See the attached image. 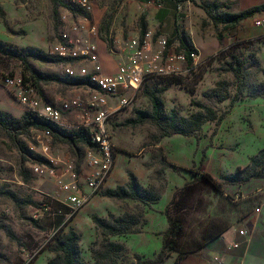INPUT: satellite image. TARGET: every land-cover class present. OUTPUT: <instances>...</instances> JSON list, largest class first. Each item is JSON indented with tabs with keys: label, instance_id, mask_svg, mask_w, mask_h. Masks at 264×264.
Returning <instances> with one entry per match:
<instances>
[{
	"label": "rangeland",
	"instance_id": "374dc122",
	"mask_svg": "<svg viewBox=\"0 0 264 264\" xmlns=\"http://www.w3.org/2000/svg\"><path fill=\"white\" fill-rule=\"evenodd\" d=\"M0 6L3 11V17L0 16V40L13 49L33 46L50 54L59 30L58 17L52 14L51 0H0ZM200 26L206 28L212 25L202 21ZM243 27L240 26L241 29ZM215 31L218 29L215 28ZM230 53L236 54L242 63L245 81L243 97L233 103L230 99L222 102L207 100L204 92L220 80L228 82L231 95L236 91L234 76L226 69L227 62L231 60ZM198 60L199 63L184 75L148 79L137 90L132 102L109 118L116 141L114 155L121 151L131 156L134 160L132 167L136 170L142 165V171L149 169V185L159 188L161 194L164 191L156 208L164 205L168 180L177 186L172 195L175 193V201L170 212L182 221L183 235L178 245L180 253L199 250L212 236L232 226L243 213L264 200L263 184L259 180L238 185L223 179L225 174L249 165L250 157L264 147V28L234 39L215 54ZM29 61L40 72L62 77L58 81L39 82L38 92L47 100L55 101L83 89L66 82L68 76L64 74L63 62H43L32 57ZM104 67L111 69V64L104 61ZM15 73H23L22 62L0 53V109L20 117L25 109L2 83L3 76ZM148 86L166 87L161 94L166 111L174 109L178 114L187 116L197 110L196 102L212 105L218 113L228 111L220 121L205 122L196 136L179 134L177 138H158V127L151 119L135 126L127 124V120L134 116V109L149 110L150 103L144 93ZM29 131V134H19L18 138L25 141L30 149L29 145L35 141L31 139L32 130ZM54 145L73 157L71 146L65 139L54 136ZM27 160L23 159L6 132L0 130V264H48L54 256L53 235L69 228L81 236L84 261L93 262L91 249H100L103 237L95 227L93 237V226L90 225L92 214H85L81 222H77L75 217L82 208L66 216L70 213L69 208L52 198L55 193L53 182L31 173ZM170 161L179 164H171ZM201 172L208 173L211 180H198ZM194 174V183L180 190L184 185L179 187L182 183L180 176L191 181ZM98 196L100 202L96 206L99 211L111 209L116 213H142L143 223L150 210L157 213L156 216L161 214L158 209L133 200L106 199L101 192ZM41 198L49 200L58 214L44 215L33 222L31 213L34 205L24 204L23 201L31 199L37 202ZM161 215L166 218L163 210ZM125 238L117 240L124 245L123 254L114 260H103L104 264H135L137 253L128 250ZM108 239L113 240L112 236ZM138 255L142 259L149 258Z\"/></svg>",
	"mask_w": 264,
	"mask_h": 264
},
{
	"label": "built area",
	"instance_id": "2783aa9c",
	"mask_svg": "<svg viewBox=\"0 0 264 264\" xmlns=\"http://www.w3.org/2000/svg\"><path fill=\"white\" fill-rule=\"evenodd\" d=\"M78 9L72 12L60 7L58 39L50 54L66 59L64 74L86 76L89 85H81L79 93L50 101L42 97L35 86L25 82L21 73L6 74L3 85L13 92L14 98L25 109L46 123L61 129H85L90 137V146L85 147L83 158L78 163L75 157L61 152L54 145L52 128L32 127L35 142L30 149L42 160H27L31 172L53 182L55 193L52 198L72 212L82 208L91 198L101 192L115 162V142L109 118L127 107L142 84L154 76H179L188 73L200 60L198 52L188 55L178 50L167 37L151 30L127 39L109 40L108 53L114 56L115 69L104 68L96 43L99 26L92 17L94 0H69ZM124 5L119 4L121 12ZM261 16L254 18L256 26L264 25V8ZM170 41V42H169ZM264 190V189H263ZM257 192V191H256ZM261 202L254 211L261 212ZM49 200L41 198L32 207L31 217L35 220L44 215H56ZM239 234H247L239 229ZM222 262L219 257H214Z\"/></svg>",
	"mask_w": 264,
	"mask_h": 264
},
{
	"label": "trees",
	"instance_id": "16d2710c",
	"mask_svg": "<svg viewBox=\"0 0 264 264\" xmlns=\"http://www.w3.org/2000/svg\"><path fill=\"white\" fill-rule=\"evenodd\" d=\"M51 4L53 17L57 16L58 20L59 10L62 6L67 7L72 12H80L74 4H71L66 0H51ZM199 6L204 9L210 22L216 27V29L218 25H221L222 29L235 28L243 19L253 15L261 8H264V6H254L243 11L231 12L227 10L228 6L225 3L219 2L218 0H204ZM0 16L3 17L1 6ZM140 28L142 32L145 30L142 19L140 21ZM216 36L220 39L221 33L216 31ZM178 37L179 45L177 46V49L183 50L189 57V52L195 50V47L186 34L181 33ZM0 53L22 62V76L24 81L35 86L37 91H39L40 81L48 82L52 80H62V77L57 74L38 71L29 61V57H32L43 62H65L66 59L61 56L47 54L41 48L33 46L13 49L2 40H0ZM229 56L231 60L227 62L226 69L231 71L234 76L236 91L231 95L228 82L226 80H220L213 88L204 92L203 95L207 100L222 102L226 99H230V102L233 103L235 100L243 97L245 81L242 63L236 54L230 53ZM171 77L172 76H161V78ZM66 82L76 86L89 85L90 83L88 77L77 75L68 76ZM165 90V86H148L144 90V93L148 97L150 103L149 110L134 109V116L127 120V124L135 126L141 124L146 119H151L158 127V138L174 134L196 136L205 122L220 121L228 111L224 110L218 113L212 105L202 102L194 103L197 110L187 116L178 114L174 109L166 111L161 96ZM47 126L52 128L54 136L61 137L69 143L73 151V156L79 163L83 158L85 147L91 145L89 134L85 129H61L53 124L46 123L29 111H24L20 117H16L11 112L0 109V130L6 132L9 139H11L15 147L22 154L23 159L27 158L29 160L35 158L39 161L42 160L39 155L27 147L25 141L18 138V135L29 134V130L32 127L43 128ZM259 178H264V147L250 157L249 165L243 168H238L236 171L229 172L223 176L224 181L238 185ZM198 180L207 181L211 180V177L208 173L201 172ZM194 181L195 174L194 178L191 181H186L180 190L187 189V187L191 186ZM101 194L119 200L134 199L144 205H150V203L157 202L160 199L161 190L153 185L148 187L143 186L134 173L128 172V180L125 184L117 185L114 188H107L101 191ZM174 201L175 193L164 209L168 227L162 234V247L160 251L154 258L142 259L137 254L135 264H160L171 252H178V256H182L198 251H186L180 253L178 245L179 240L183 235V226L178 215H174L170 212V207ZM23 203H33L34 206L37 205V202H34L31 199L24 200ZM178 207L181 208L182 205L179 204ZM91 218L95 228L103 237L100 249H91L93 262L89 263L84 261L80 247L81 236L74 229L69 228L67 231L60 230L53 235L52 251L54 252V256L48 260V264H104L102 262L103 260H114L123 254L124 245L122 242L108 239V237L124 236L130 233L139 232L140 227L144 224L142 222V213L135 214L132 212H124L119 215L109 214L107 217L93 214ZM31 219L33 222L36 221L32 217ZM226 228L212 236L208 241L219 236ZM8 233H10L9 230ZM208 241L205 242V245Z\"/></svg>",
	"mask_w": 264,
	"mask_h": 264
},
{
	"label": "crops",
	"instance_id": "0c3cea01",
	"mask_svg": "<svg viewBox=\"0 0 264 264\" xmlns=\"http://www.w3.org/2000/svg\"><path fill=\"white\" fill-rule=\"evenodd\" d=\"M202 1L204 0H94L92 17L99 26V34L96 38V43L99 48L103 66L104 61H108V63L111 64V69L104 68L108 71H114L115 69V59L113 55L108 53L107 42L111 39H127L139 33V30H141V19L145 30H151L159 35L167 37L173 42L175 47L179 45L178 35L181 33L186 34L196 48L200 59L215 54L220 48L226 47L234 39L251 35L264 28V25L256 26L253 24L254 18H258L262 15L258 10L253 15L243 19L235 28L222 29V26L218 25L217 29L221 33V38L219 39L216 36V27L210 22L204 9L199 6ZM218 1L225 3L228 6L227 10L231 12L243 11L254 6H264V0ZM120 3L124 5L121 12L118 9ZM202 21L209 22L212 26L203 28L200 26ZM240 26H244V29H241ZM176 135L179 134L166 136V138H177ZM133 161L131 156L117 151L112 171L106 179L102 191L107 188H114L117 185L125 184L128 180V171H132L143 186H150L149 169L146 168L142 171V165H140V168L135 170L131 165ZM170 163L179 164L172 161H170ZM180 178L182 183H180L179 187L188 180L187 178L183 179L184 177L182 176H180ZM252 180H259L261 185L263 184L262 188L264 189V178ZM175 187L177 186L172 185L169 179L168 186H166L168 194H166L167 198L164 201V205L160 208H156L155 206L163 197V191L157 202L150 203L149 206H146L158 209L161 214L163 210L164 213L165 206L171 200ZM101 196L106 199L115 200V198L102 194ZM99 198L100 196H98V193L95 194L91 200L84 205L85 207H82L77 213L75 220H77V222L80 220L81 222V218H83L85 214H87V216H90V214H98L107 217L109 215L108 212L114 215L124 213V211L116 213L111 209L106 212L102 209H100V211L97 210L98 206L96 205L100 202ZM129 200H133L135 203L142 205V203L137 200ZM254 208L243 213L237 219L236 223L227 227L219 236L209 241L198 251L182 256H178L177 252H171L160 264H264V204L262 205L260 213H256ZM156 214L157 213L152 210H150L148 214L146 213V222L140 227L139 232L124 236H112V239L117 241L128 236L125 240L126 246L130 252L152 258L160 251L162 247V234L168 227L167 219L161 214H159L160 216H156ZM90 225L93 226L94 237L95 225L93 221ZM242 228L246 229L247 234H239L238 231ZM132 240H135V242ZM216 256L222 259V262L216 260L214 258ZM86 258L88 259L90 256Z\"/></svg>",
	"mask_w": 264,
	"mask_h": 264
}]
</instances>
